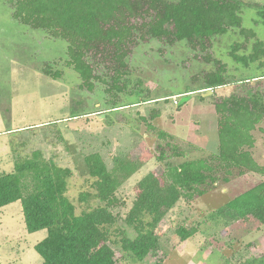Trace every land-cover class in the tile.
<instances>
[{"label":"rangeland","instance_id":"rangeland-1","mask_svg":"<svg viewBox=\"0 0 264 264\" xmlns=\"http://www.w3.org/2000/svg\"><path fill=\"white\" fill-rule=\"evenodd\" d=\"M245 1L264 4V0ZM242 17V26L264 40V24L256 8L244 6ZM237 42L244 44L239 53H248L253 40L247 41L238 27L213 37L207 61L201 57L204 51L193 50L184 40L173 44L156 38L141 40L128 58L129 86L135 91L110 98L101 82L93 91L80 87L79 73L67 64L65 39L22 24L12 16L8 0H0V173L11 172L17 161L41 150L46 158L73 170L69 196L80 212L86 206L79 201L80 192L89 189L86 154L99 151L109 163L114 156L138 159L142 167L117 192L120 203L114 211L122 224L137 181L153 169H164L157 158L159 142L184 149V156H168L174 164L209 157L219 146L215 98L244 91L246 86L264 91V59L249 66L236 62L230 50ZM212 57L226 64L231 83L210 93V88H199L204 86V74L216 67ZM46 63L61 70L62 76L45 74ZM190 88L198 90L186 92ZM112 100L120 107L112 108ZM159 130L168 136L159 139ZM253 134L251 151L264 166V118ZM219 175L206 194L183 199L170 210L158 227L160 250L144 262L126 258L117 264H240L260 254L264 224L237 217L226 204L264 180V174H239L235 169L228 182L222 178L224 172ZM181 224L197 227L198 232L183 241L176 233ZM46 236V229H26L20 200L0 208V264H41L43 258L34 246Z\"/></svg>","mask_w":264,"mask_h":264},{"label":"trees","instance_id":"trees-1","mask_svg":"<svg viewBox=\"0 0 264 264\" xmlns=\"http://www.w3.org/2000/svg\"><path fill=\"white\" fill-rule=\"evenodd\" d=\"M8 4L12 16L22 24L65 39L67 64L79 73L80 87L93 91L101 82L110 98L135 91L129 86L132 69L128 58L133 48L147 38L171 44L184 40L193 50L204 51L201 57L208 61L211 55L207 50L213 37L238 27L241 35L253 42L248 53H239L244 44L234 43L231 57L245 66L264 59V40L253 29L242 26L246 5L256 8L259 21L264 24V4L259 2L8 0ZM212 60L216 67L204 74V86L199 89L215 90L231 83L226 64L213 57ZM42 71L53 78L62 76V71L49 63ZM196 90L190 88L186 92ZM243 90L215 98L217 152L174 164L167 160L168 156H184V149L168 141L157 144V158L164 163V169H153L137 181L135 198L122 224L114 211L120 203L117 192L142 163L120 156H114L109 163L99 151L84 156L89 189L79 195V201L86 205L82 211L78 212L69 196L73 170L46 158L41 150L17 161L11 172L0 173V208L20 200L26 229L47 230V236L34 246L43 258L41 264H117L126 258L144 262L162 248L158 227L181 200L191 201L206 194L216 186L221 172L225 182L235 169L239 174H264V166L251 151L255 143L253 130L264 118V91L250 86ZM112 103V108L120 107L116 101ZM157 135L159 139L168 136L162 130ZM168 149L172 150L170 154ZM226 209L241 219L252 217L264 224V180L233 197ZM197 232V227L183 224L176 229L183 241ZM240 264H264V250Z\"/></svg>","mask_w":264,"mask_h":264},{"label":"water","instance_id":"water-1","mask_svg":"<svg viewBox=\"0 0 264 264\" xmlns=\"http://www.w3.org/2000/svg\"><path fill=\"white\" fill-rule=\"evenodd\" d=\"M208 92H210V93H212L213 92V90L212 89H208ZM103 116H105V114H103V115H99L98 117H103Z\"/></svg>","mask_w":264,"mask_h":264}]
</instances>
